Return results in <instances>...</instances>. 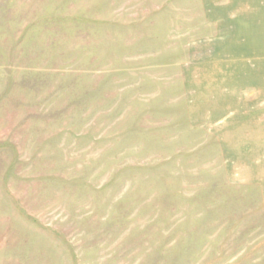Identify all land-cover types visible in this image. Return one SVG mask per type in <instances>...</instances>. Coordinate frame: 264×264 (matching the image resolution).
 Listing matches in <instances>:
<instances>
[{
	"label": "rangeland",
	"instance_id": "obj_1",
	"mask_svg": "<svg viewBox=\"0 0 264 264\" xmlns=\"http://www.w3.org/2000/svg\"><path fill=\"white\" fill-rule=\"evenodd\" d=\"M0 264H264V0H0Z\"/></svg>",
	"mask_w": 264,
	"mask_h": 264
}]
</instances>
